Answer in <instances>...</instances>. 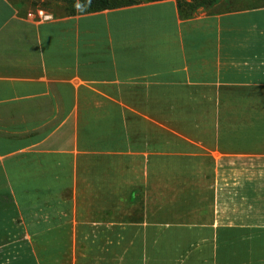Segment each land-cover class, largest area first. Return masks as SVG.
Wrapping results in <instances>:
<instances>
[{
	"label": "crops",
	"instance_id": "obj_1",
	"mask_svg": "<svg viewBox=\"0 0 264 264\" xmlns=\"http://www.w3.org/2000/svg\"><path fill=\"white\" fill-rule=\"evenodd\" d=\"M244 1L0 0V264H264V1Z\"/></svg>",
	"mask_w": 264,
	"mask_h": 264
},
{
	"label": "trees",
	"instance_id": "obj_2",
	"mask_svg": "<svg viewBox=\"0 0 264 264\" xmlns=\"http://www.w3.org/2000/svg\"><path fill=\"white\" fill-rule=\"evenodd\" d=\"M57 1L75 4V2L78 0H57ZM79 1L84 6L82 10L70 11L67 14L76 13V12H85V11H95V10H101V9H106V8H114V7H120V6L129 5L133 3H138L140 1H151V0H79ZM240 1L241 2L237 3V0H191L190 2L185 1V0H178V3L180 6L187 7L188 11L192 12L195 10V8L199 7V5H202L204 8H209L214 4H218V6H221V7L233 8V7H236L238 4L245 2L244 0H240ZM260 1H264V0H260ZM23 2L24 0H17V3L20 6H21V3Z\"/></svg>",
	"mask_w": 264,
	"mask_h": 264
},
{
	"label": "rangeland",
	"instance_id": "obj_3",
	"mask_svg": "<svg viewBox=\"0 0 264 264\" xmlns=\"http://www.w3.org/2000/svg\"><path fill=\"white\" fill-rule=\"evenodd\" d=\"M185 1H191V0H185ZM22 8H33L37 7L39 9H43L46 12L49 13H54V14H67L70 11H79L82 10L84 7L81 2L78 0L75 2V4H70V3H64V2H59L57 0H24L23 3H21ZM218 4H214L209 8H204L202 5H199V7L195 8L194 11L202 10H212V9H218ZM36 8V9H37ZM220 8V7H219ZM223 8V7H222ZM43 15H46V13H43Z\"/></svg>",
	"mask_w": 264,
	"mask_h": 264
}]
</instances>
